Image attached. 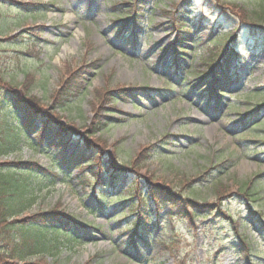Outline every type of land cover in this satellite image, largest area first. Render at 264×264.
I'll use <instances>...</instances> for the list:
<instances>
[{
    "label": "rangeland",
    "instance_id": "obj_1",
    "mask_svg": "<svg viewBox=\"0 0 264 264\" xmlns=\"http://www.w3.org/2000/svg\"><path fill=\"white\" fill-rule=\"evenodd\" d=\"M258 1L0 0L4 34L0 46L10 55L5 79L15 93L32 99L41 114L75 140H88L99 157L116 156L115 161L128 169L116 188L139 178L149 180L199 206L215 209L224 204L235 219L233 224L222 213L224 217L216 221V211L203 217L196 209L194 221L172 219L170 223L162 216L164 230L155 223L150 226L152 243L139 259L128 250L132 235L128 216L131 206L138 205V188L128 191L134 197L132 205L104 200L103 211L94 199L103 194L102 189L96 190L89 181L85 186L80 179L84 166L60 173L58 179L26 174L32 185L24 197L34 201L10 223L21 225L54 213L57 220L67 215L77 224H92L69 244L63 232L50 234L53 229L45 228L49 240L60 242L57 249L49 246L44 256L30 254L20 261L8 258L13 247L7 246L1 252L7 264H264V231L244 223L250 207L264 221V110L243 119L264 105V96L254 97L250 105L242 99L247 92H264V47L258 52L245 36L232 39L247 33L250 26L264 30V22L251 15ZM189 27L192 32L186 39L192 42H184L188 50L178 55L170 44L176 29L186 32ZM29 34L38 38L41 62L21 50L27 47ZM8 37H19L24 43L14 46ZM216 38L222 45L209 46ZM228 44L229 49L236 47L238 61L231 71L233 54L218 63L229 77L223 89L226 103L211 105L204 101L212 92L208 80L213 74L206 63L214 53H225L227 48L222 47ZM175 57L182 59L184 68L178 77ZM229 73L236 75L231 78ZM30 80L35 82L27 94L23 85L31 84ZM71 81L81 83L74 86ZM65 89L69 96L75 95L63 96ZM5 111H0V129L5 123L14 124ZM3 134L7 139L0 130V140ZM11 138L15 145L16 137L11 134ZM40 150L21 141L14 151L0 155V163L30 161L51 167ZM90 173L98 175L99 167ZM244 186L249 193L258 192L255 203L244 195ZM104 189L110 193L109 187ZM187 206L184 212L190 214L195 207Z\"/></svg>",
    "mask_w": 264,
    "mask_h": 264
},
{
    "label": "trees",
    "instance_id": "obj_2",
    "mask_svg": "<svg viewBox=\"0 0 264 264\" xmlns=\"http://www.w3.org/2000/svg\"><path fill=\"white\" fill-rule=\"evenodd\" d=\"M261 1L264 0H259L256 3L257 11L251 13V15L254 16V19L258 22H264V4H260ZM25 10L30 11L26 8ZM27 14L30 15L31 13L27 12ZM242 23L244 22L242 21ZM251 24L258 25L257 23ZM190 31V27L186 32H183V28L176 29V35L170 44V47L176 54H183L188 50L184 42H192L190 38L189 40L186 39L188 38ZM246 32L247 33L244 35H237L235 37L233 36L232 39L237 38V40H235L240 41L241 38L245 36L247 40L252 41V48H255L259 52V49L264 47V30H259L257 27L250 26L249 29H246ZM2 35L4 34L2 31H0V36ZM34 36L35 35L31 37L29 34L28 42L26 43L27 47L21 50H26L27 54L33 55L39 60V55L41 52L38 50H40V46L37 44L38 38ZM18 39L19 37H8L7 41H9V43L12 42L14 46L24 43V41ZM231 42L232 41H230V43ZM229 44L228 47H222L223 50L227 48L225 53H223V51H221L219 54L214 53L208 60L210 62L206 63L207 68H209L213 73L211 76L212 81L208 80V82L214 81L215 84L213 86L215 90L211 96L215 97L217 95V101L220 100L218 101L220 103H226L222 101L224 95H226L223 89H225L229 77L228 74L223 70L225 69V66L223 65L224 67H222L221 65H218V63L221 64L225 59H229L230 55L234 54V50H237L234 46L229 49ZM209 45L217 48V46L222 45V43L216 38ZM3 46H5V44H3ZM4 48L5 47L0 46V111L2 108H6L5 112L11 115V122H14V124L12 125L10 123H5L3 129H0L2 133H7V139H5L3 134L0 140V155L14 151L16 144L24 141L27 142L34 150L41 148L40 153L50 160L51 167H40L37 163L30 161H21L15 164H3L6 162L0 163V235L3 236H0V264H7L8 259L1 253H5L7 246L13 247L12 251L8 255V258L20 261L23 260L26 255L28 256L30 254H34L38 256H44V254L50 248V250H52L53 247V250L57 249L56 247L60 245V242L57 239L49 240L48 235H46L47 230H45V228L53 229L49 232L50 234L63 232V235L70 239L67 240V244H69L70 242H75L76 236H78L79 232L81 233L79 234V237H81L80 235H84L87 228L89 227L88 225L92 224H77L67 215L63 216L67 221L63 219L61 220V218L60 220H57V217L53 215L54 213H47L45 215L42 214L41 216L29 219L27 222H22L21 225H18L17 222L10 223V218L20 215L24 209L27 208L32 201H34L31 198L25 199L24 197L28 193V188H30L32 185L26 181V174L36 177L48 175L52 179H58V174L60 172L64 174L74 167L79 169L84 166L86 167L84 168L86 169L84 171L90 174L91 170L95 169L97 166L99 167V174L94 176L91 174V178L94 179L93 185H91L96 186V190L97 188H101L103 191L102 195L100 193L97 194V203L99 204L101 210L104 211L106 208L103 202L104 200L107 201V203H110L111 200L116 201V203L123 202L122 206L124 207L126 205H132L134 199L130 193L129 195L123 196V193L121 194L120 192L121 190L116 188L115 183L123 181L125 175L128 173L127 168H124V166H121L117 163L118 161H115L116 156L115 158L109 157V161L105 160V158L99 157V155H97V153L91 149L88 140L82 139L84 142L79 141L78 139L75 140V137L69 135L65 129L62 130L61 127L57 126V122L54 120L50 121L45 115L41 114L36 105L32 102V99L26 100L22 95H19L13 91L15 87L13 88V85L10 82H7L5 79V75L7 74V69L5 67L8 63L7 60L10 55L6 54L9 49L5 48L4 50ZM17 53L18 56H22L21 51H17ZM18 56L15 55L14 58L18 59ZM175 58L176 63H174V67L176 70L179 69L178 61H180V58ZM237 58H235V60ZM26 60L27 58H25V61ZM39 61L41 62V60ZM224 64H228V60L225 61ZM230 65L231 64L229 61L228 69H230ZM40 70L43 71V69ZM179 70L181 71V69ZM29 74L32 73H28L27 75L25 74L27 78ZM32 75L29 77H31L33 80L34 76ZM32 80L29 81L31 84L23 85V90L27 94H29L30 88H32L34 85L35 80L34 82H32ZM201 81L207 80L203 78ZM71 82H74V86H79L81 83L79 81ZM61 94L63 96H69L67 89L62 91ZM74 95L75 92L71 93L69 97H73ZM262 96H264V92L257 90L256 92L251 91L245 93L242 99H244L245 103L250 105L253 103L254 97ZM228 107H231V104H229ZM262 110H264V108H262ZM258 115L259 112L255 113L251 116V119L255 116L257 117ZM4 118L8 119L6 117ZM98 129L99 126L96 127V131ZM11 134L16 137L15 145L11 138ZM30 137L33 138L31 139ZM49 147L52 149V152L49 151ZM103 176L107 177L106 180H102ZM80 179L83 181V183H85V186L88 185V180L86 178ZM109 180L111 183L107 184V181ZM125 183L128 185L126 191L131 192L135 187L138 188V205L135 207L131 206L128 216V221L130 222L132 220V224H130L128 229L132 234L128 242V250L139 259H142L143 253L151 246L152 241L149 229L152 223H156L157 227L162 223L163 226L166 225L164 221H161L163 219L162 216H165V218L169 220L187 219L188 221H194L196 218H198L196 211L202 213L203 217H206L208 213H213V211H216L214 215V219L216 221L219 218L224 217L222 216V213H225V216H228V219L231 220L233 224H235L234 217L225 208L224 204L214 206L215 209H209L211 206H199L196 203L194 204L189 199L182 200L181 198H178L174 194L167 191L164 187L153 184L152 182H149V180H141V178ZM108 187L110 188V193L108 192V194L113 196L112 198H109L110 196L104 192V188L108 189ZM244 188H246L244 192L246 198H251L252 202L255 203V196L258 192L253 193L251 191L249 193V188L247 186H244ZM248 193L249 195H247ZM27 202L28 204L26 206ZM188 204H192L195 207L190 214L189 212H184V207L189 209L187 206ZM164 210L167 211L166 215H163L162 213ZM248 212L250 214L249 220L244 221V223L246 225H251V223H254L263 227V221L262 218H260L261 216L253 212L251 207L249 208ZM58 223H60V225ZM57 228L61 230H56ZM68 231H71L72 233H68ZM1 239L5 240L6 244L3 245ZM33 241L35 244L32 243ZM248 246L250 247V244H248ZM248 249L250 250V248Z\"/></svg>",
    "mask_w": 264,
    "mask_h": 264
}]
</instances>
